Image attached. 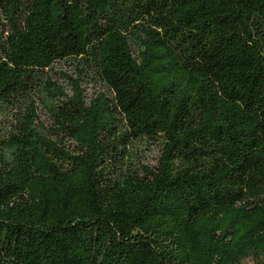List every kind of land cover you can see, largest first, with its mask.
<instances>
[{"label":"trees","instance_id":"16d2710c","mask_svg":"<svg viewBox=\"0 0 264 264\" xmlns=\"http://www.w3.org/2000/svg\"><path fill=\"white\" fill-rule=\"evenodd\" d=\"M248 257L264 264V0H0V264Z\"/></svg>","mask_w":264,"mask_h":264},{"label":"rangeland","instance_id":"374dc122","mask_svg":"<svg viewBox=\"0 0 264 264\" xmlns=\"http://www.w3.org/2000/svg\"><path fill=\"white\" fill-rule=\"evenodd\" d=\"M55 69L58 72V80H59L58 82L64 83L65 81H67L65 80V78L62 77V74L70 75L72 76V78L77 77L74 69V65L71 62L59 63L56 65ZM66 87L69 86L66 85ZM83 87L86 89V93L88 95L97 93L98 91L108 92L107 87L98 80H92L88 84H83ZM40 114L42 115L43 118H45L46 115L44 114V112H41V110H40ZM159 154L160 151L157 145L146 146V147L142 145L137 149V153H136L138 160H140L143 164L149 166L156 164ZM240 264H254V260L252 257H248L243 259Z\"/></svg>","mask_w":264,"mask_h":264}]
</instances>
